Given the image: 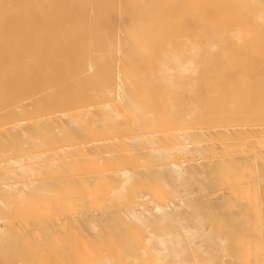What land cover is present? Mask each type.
Here are the masks:
<instances>
[{
  "label": "bare ground",
  "instance_id": "obj_1",
  "mask_svg": "<svg viewBox=\"0 0 264 264\" xmlns=\"http://www.w3.org/2000/svg\"><path fill=\"white\" fill-rule=\"evenodd\" d=\"M263 206L264 0H0V264H226Z\"/></svg>",
  "mask_w": 264,
  "mask_h": 264
},
{
  "label": "rangeland",
  "instance_id": "obj_2",
  "mask_svg": "<svg viewBox=\"0 0 264 264\" xmlns=\"http://www.w3.org/2000/svg\"><path fill=\"white\" fill-rule=\"evenodd\" d=\"M240 172V171H238ZM232 188V186H229ZM225 188V187H224ZM234 196V193H233ZM258 206V205H257ZM257 212L256 218H258L259 226L257 223H255L256 230H255V237L254 238H249L250 237V230L247 231V227L249 224V219L255 220L254 216H251V210L248 208L247 212H249V216L246 215L245 219L242 223V226L245 227V231L243 232V239L241 241V247L238 249L239 253L235 254V257H228L226 256V259L228 260L226 264H233V261L236 259H239L240 261H243L245 264H264V206L263 207H258L255 208L253 207L252 211ZM260 211V214H259ZM256 221V220H255ZM263 228V229H262ZM261 229V231H260ZM256 242V243H253ZM263 245V247H261Z\"/></svg>",
  "mask_w": 264,
  "mask_h": 264
}]
</instances>
